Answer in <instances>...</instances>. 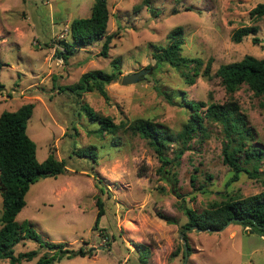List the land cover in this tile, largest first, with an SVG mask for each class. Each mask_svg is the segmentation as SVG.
Segmentation results:
<instances>
[{
  "label": "rangeland",
  "instance_id": "obj_1",
  "mask_svg": "<svg viewBox=\"0 0 264 264\" xmlns=\"http://www.w3.org/2000/svg\"><path fill=\"white\" fill-rule=\"evenodd\" d=\"M93 1L0 0V114L34 103L26 132L36 144V158L41 162L54 150L67 167L63 174L43 177L30 186L16 220L31 223L47 241L64 242L73 250L95 248L90 256L62 257L52 264H138L133 242L149 249L147 264H264V235L254 228L238 222L219 231L182 228L187 217L180 204L202 211L208 203L229 194L249 196L264 190L262 180L246 174L228 184L231 170L223 163L224 138L219 124L208 125V138L202 142L192 139L191 147L184 151L176 167V194L157 172L161 163L145 139L119 130L120 143L114 145L110 134L91 132L95 123L79 105L82 101L117 124L147 118L179 131L188 112L179 105L178 97L171 102L157 87L170 94L183 90L189 99L206 102L223 103L228 94L218 77L199 75L189 85L170 65L156 68L154 45H165L168 33L181 26L182 54L201 58V70L208 59H212L214 71L244 55L264 58V15L251 19L249 13L264 0H108L107 33L115 34L108 54L100 55L103 39H98L76 48L65 60L59 58L61 41L70 38L71 20L88 17ZM252 24L258 26V42H253L252 35L233 41L235 29ZM114 59H119L121 73L106 86L108 99L96 90L78 98L65 89L85 72H111ZM140 70L145 73L139 80L122 83L124 75ZM233 97L256 133V145L264 147L263 97L246 84ZM83 148H90L95 161L90 155L74 153ZM98 180L107 188L104 192ZM203 185L206 192L199 189ZM98 196L105 203L99 228L115 234L111 245L94 229ZM1 207L0 196V212ZM181 233L188 244L187 259ZM13 249L15 255L38 252L21 264H36L47 251L31 239Z\"/></svg>",
  "mask_w": 264,
  "mask_h": 264
},
{
  "label": "trees",
  "instance_id": "obj_2",
  "mask_svg": "<svg viewBox=\"0 0 264 264\" xmlns=\"http://www.w3.org/2000/svg\"><path fill=\"white\" fill-rule=\"evenodd\" d=\"M249 13L251 19L261 18L264 15V3H258ZM108 19V0H94L88 17L71 20L69 24L70 38L68 41H61V49H58L59 58L65 60L67 58L65 56L76 48L91 44L98 39H103L100 55L106 56L115 35L107 33ZM257 31L256 24L241 26L234 30L232 39L235 42H240L243 37L252 35L253 42H258L259 38L255 36ZM183 43V28L177 26L168 33L165 45H154L152 57L155 60L156 68L170 65L180 71L185 83L189 85L193 84L199 75L208 79L214 76L218 77L228 94L226 101L217 103L193 100L189 99L183 90H176L170 94L161 87H157L159 93L171 102H174L178 97L179 105L188 112V119L177 132L164 124L147 118H136L130 122L122 121L117 124L109 116H102L88 104L79 101L80 110L90 121L95 123V128L91 132L100 135L110 134L112 141L115 142L114 145L120 143L118 140L120 137L117 135L119 130L145 139L154 149L161 163L157 172L171 185L172 191L179 194L176 187L178 183L176 167L180 163L181 156L185 150L191 147L192 139L196 138L201 142L207 139L209 136L208 125L216 123L221 126L224 138L223 163L231 170L228 184L237 181L242 174H246L249 178L262 180L264 183L262 176L264 169H261L264 160V147L256 145V133L233 97V93L241 85L246 84L255 95L263 97L262 104L264 105V58L244 55L238 61L220 64L214 71L211 68L212 59H208L201 70L202 59L184 56L182 54ZM111 66V72L99 69L83 73L77 83L65 86V89L78 98H81L85 92L96 90L105 99H108L106 86L115 81L121 73L119 59H114ZM2 86L0 84V89ZM33 109L34 103L28 102L16 110H4L0 114V196L2 200L0 260H7L8 264H21L36 257L38 254L36 250L15 255L14 246L24 239H31L39 247L47 250L37 259L36 264H52L62 257L90 256L93 247L80 246L77 250H73L67 248L64 242L47 241L34 230L31 223L16 220L17 215L26 204L25 196L30 186L43 177L63 174L67 169L65 161L59 160L54 150H51L41 162L36 158V144L26 132ZM170 147H173L171 148L172 156L168 154ZM74 153L78 156L93 154L90 148L78 149ZM90 156L95 161L96 156ZM207 178L211 179V175L208 174ZM97 183L101 192L107 189L104 188L101 180H98ZM199 189L206 192L205 185ZM96 206L94 229H97L103 239L107 240V244L111 245L116 239L115 234H109L105 228H99L100 219L105 214V203L100 196L96 199ZM180 207L187 217V222L182 227L184 230L196 226L202 230L209 228L219 231L228 220L238 218L240 219L239 224L254 228L264 235V190L249 196H241L237 193L229 194L220 201L208 203V206L202 211H197L184 204H180ZM165 219L170 223L173 221L169 218ZM132 245L138 255V264H147L149 249L146 245L134 242Z\"/></svg>",
  "mask_w": 264,
  "mask_h": 264
},
{
  "label": "water",
  "instance_id": "obj_3",
  "mask_svg": "<svg viewBox=\"0 0 264 264\" xmlns=\"http://www.w3.org/2000/svg\"><path fill=\"white\" fill-rule=\"evenodd\" d=\"M145 73V70H140L139 72H134V73H131V74H128V75H124L123 77H122V83L123 84H129V83H133V82H136L137 80H139L140 79V77L143 75ZM238 222V221H240V219H238V218H232V219H230V220H228L223 226H222V228L220 229V230H222L223 228H225L227 225H229L231 222ZM190 228H193L194 230H196V231H216V230H212V229H209V228H207V229H204V230H202V229H200V228H198V227H196V226H191ZM180 236H181V241H182V244H183V248H184V257H185V259H187L188 258V244H187V240H186V238L184 237V233H181L180 234ZM93 249H95V248H93Z\"/></svg>",
  "mask_w": 264,
  "mask_h": 264
}]
</instances>
